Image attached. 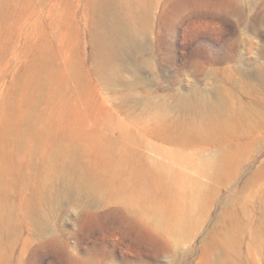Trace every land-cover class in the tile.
Masks as SVG:
<instances>
[{"label": "rangeland", "instance_id": "374dc122", "mask_svg": "<svg viewBox=\"0 0 264 264\" xmlns=\"http://www.w3.org/2000/svg\"><path fill=\"white\" fill-rule=\"evenodd\" d=\"M89 29V0H0V264H264V0H158L150 36L124 53L146 80L130 102L95 81ZM143 90L163 107L222 96L255 113L248 122L235 115L232 136L213 145L143 136L139 151L165 163L176 194L152 191L157 225L152 206L140 219L114 202L120 171L111 181L126 154L120 132L142 134ZM76 138L103 193L51 201L63 174L49 179L46 158L42 191L44 155ZM212 158L219 169L203 174Z\"/></svg>", "mask_w": 264, "mask_h": 264}, {"label": "bare ground", "instance_id": "6f19581e", "mask_svg": "<svg viewBox=\"0 0 264 264\" xmlns=\"http://www.w3.org/2000/svg\"><path fill=\"white\" fill-rule=\"evenodd\" d=\"M157 1L89 0L91 72L98 85L112 90L114 97L123 102H130V96L141 94L137 88L139 85L143 87L146 85L145 79L137 78L134 75L133 65L126 64L124 53L135 47L137 38L147 39L150 36ZM257 79L259 85L264 88L263 68L259 69ZM142 96L144 99L141 101L142 112L139 118L142 121V134H136L129 130L120 132L119 137L126 147V154L119 157L118 163L120 164L112 169L111 181L116 179L114 176H117V171H120L122 179H120V185L117 188V200L114 202H121L130 214L140 219L145 216L146 208L152 206V219L157 225L164 221L160 205L152 202V191H155L157 186H164L170 200L174 199L176 194L173 189L174 183L171 182V170L165 166V163L163 165L149 161L139 151V148L144 144L143 136L151 135L172 145H213L228 141L232 136L230 134L237 129L232 122L235 115L248 122L255 113L251 115L242 107H236L235 109H238L236 112L222 96L216 97V100L213 101L206 95L199 99L170 101L171 103L164 107L159 102L151 101L149 93L142 94ZM84 140V138H76L75 143L62 140L53 146L52 157L44 155L42 163L44 181L39 184L41 190L46 192L47 189L46 158L49 179L52 178L55 171H61L63 174L60 189L48 193L49 200L59 201L67 199L73 194L97 197L102 195L104 189L98 176L94 174V171L82 165L83 158L89 152L88 144ZM213 158L202 159L200 170L203 174L212 176L219 169ZM50 159L53 163L49 161ZM132 159L134 160L130 165L122 167V163ZM146 177L152 178L154 190L149 188ZM200 191L199 188L192 193V204L199 202ZM260 227L264 230V215Z\"/></svg>", "mask_w": 264, "mask_h": 264}]
</instances>
